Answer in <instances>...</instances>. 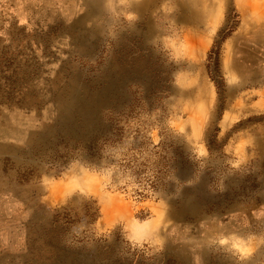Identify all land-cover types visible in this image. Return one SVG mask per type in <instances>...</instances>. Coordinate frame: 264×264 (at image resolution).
<instances>
[{"label": "rangeland", "instance_id": "rangeland-1", "mask_svg": "<svg viewBox=\"0 0 264 264\" xmlns=\"http://www.w3.org/2000/svg\"><path fill=\"white\" fill-rule=\"evenodd\" d=\"M0 264H264V0H0Z\"/></svg>", "mask_w": 264, "mask_h": 264}, {"label": "bare ground", "instance_id": "bare-ground-1", "mask_svg": "<svg viewBox=\"0 0 264 264\" xmlns=\"http://www.w3.org/2000/svg\"><path fill=\"white\" fill-rule=\"evenodd\" d=\"M191 21L195 22L196 24H200L201 22V18L200 15L197 13L196 15H194L191 19ZM189 40V39H188ZM195 49H196V45H195Z\"/></svg>", "mask_w": 264, "mask_h": 264}]
</instances>
